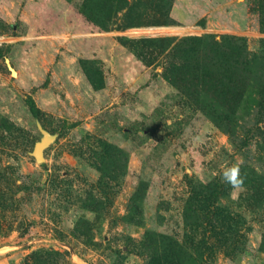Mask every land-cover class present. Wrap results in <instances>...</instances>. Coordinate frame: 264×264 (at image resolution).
Instances as JSON below:
<instances>
[{
  "label": "rangeland",
  "instance_id": "374dc122",
  "mask_svg": "<svg viewBox=\"0 0 264 264\" xmlns=\"http://www.w3.org/2000/svg\"><path fill=\"white\" fill-rule=\"evenodd\" d=\"M169 1L0 0V264H264V0Z\"/></svg>",
  "mask_w": 264,
  "mask_h": 264
},
{
  "label": "trees",
  "instance_id": "16d2710c",
  "mask_svg": "<svg viewBox=\"0 0 264 264\" xmlns=\"http://www.w3.org/2000/svg\"><path fill=\"white\" fill-rule=\"evenodd\" d=\"M94 0H89V4L87 6V15L89 16L90 20H92L93 22L98 23L101 27H106V23H104V21H101V18H104V20L109 19V16L112 14L113 11H115L116 7L114 6V1L115 0H99L101 2V4L95 7V4H92ZM171 3V0L168 2V4ZM110 20V19H109ZM135 23H127L123 26H120V29H125L128 27L133 26ZM171 39L169 38H161V39H147V38H140V39H130L127 37H123L121 38V41L128 46L130 49H132L133 51L137 52L139 50V53H153L155 51H157L158 48L160 49H170L172 43L170 41ZM159 42V43H158ZM160 44V45H159ZM184 53H187L184 51ZM143 56V54H141ZM198 79L201 80V74L198 75ZM238 83L242 84V81H239ZM230 86H229V91L225 92L223 91V93L221 94L224 97L231 95L232 96V100H234L236 103L239 101V99L242 97V95L244 94V89L241 92V86L239 85H235L232 81H230ZM223 88V87H222ZM229 104V101L226 102L225 100H223V105L222 107L225 108L227 107ZM235 105V104H234ZM238 106L240 105L239 103L237 104ZM229 110H227L226 112H224L227 114ZM229 117V116H227ZM222 215V213H221ZM224 215V214H223ZM223 221H226L225 216H223ZM149 237H152L151 235H149ZM168 238L165 237L164 235H160L158 236V240L161 242V244H164L163 241L166 242Z\"/></svg>",
  "mask_w": 264,
  "mask_h": 264
},
{
  "label": "clouds",
  "instance_id": "9594fccd",
  "mask_svg": "<svg viewBox=\"0 0 264 264\" xmlns=\"http://www.w3.org/2000/svg\"><path fill=\"white\" fill-rule=\"evenodd\" d=\"M223 179L234 190H243L246 180V175H242L239 164L226 168L223 172Z\"/></svg>",
  "mask_w": 264,
  "mask_h": 264
},
{
  "label": "water",
  "instance_id": "95a60500",
  "mask_svg": "<svg viewBox=\"0 0 264 264\" xmlns=\"http://www.w3.org/2000/svg\"><path fill=\"white\" fill-rule=\"evenodd\" d=\"M46 143H47V139L43 140L35 149L34 154H35V157L39 161L43 160L42 151H43V148L45 147Z\"/></svg>",
  "mask_w": 264,
  "mask_h": 264
}]
</instances>
